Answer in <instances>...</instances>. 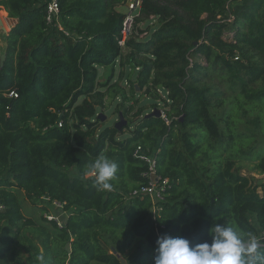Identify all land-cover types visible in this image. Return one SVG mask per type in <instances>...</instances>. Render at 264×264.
I'll use <instances>...</instances> for the list:
<instances>
[{
	"label": "trees",
	"instance_id": "trees-1",
	"mask_svg": "<svg viewBox=\"0 0 264 264\" xmlns=\"http://www.w3.org/2000/svg\"><path fill=\"white\" fill-rule=\"evenodd\" d=\"M59 2L62 28L47 23L45 0H0L17 19L4 36L7 56L0 65V261L40 264L43 253V264H122L118 253L137 241L143 250L135 264H154L164 234L201 243L210 240L214 220L254 235L263 230L264 182L238 164L256 160L264 174V155L258 160L264 153V62L256 57L264 61V0H142L138 15L152 16L155 27H133L126 55L118 42L126 12L118 7L127 0ZM118 61L119 80L111 84L112 72L99 85V69ZM133 72L140 88L153 78L166 89L165 117H146L156 106L134 110L118 91L124 77L133 81ZM202 74L226 80L233 96L224 97ZM98 85L122 98L118 115L130 122L140 117L131 133L98 118L89 99L103 95ZM13 90L18 96L5 95ZM223 103L228 113H215ZM241 109L257 111L245 119ZM243 123L257 132L245 135ZM139 144L157 155L159 172L170 179L155 219L151 198L131 195L145 183L147 165L134 156ZM101 154L118 164L111 190L98 191L94 178L84 175ZM24 197L57 200L69 215L62 224L44 215L37 221L25 214Z\"/></svg>",
	"mask_w": 264,
	"mask_h": 264
},
{
	"label": "rangeland",
	"instance_id": "rangeland-1",
	"mask_svg": "<svg viewBox=\"0 0 264 264\" xmlns=\"http://www.w3.org/2000/svg\"><path fill=\"white\" fill-rule=\"evenodd\" d=\"M118 9H120L123 12H129V8H128L127 4L119 6ZM137 17L140 19V21H137V19H136ZM137 17L135 18L134 29L145 28L146 26L149 25L151 27V29L148 32H150L155 27L156 22H155V19L152 18V16L150 18H144L143 16L138 15ZM6 19H9L8 13L3 7L0 6V20H2V22H0V44H3V41H4L3 35L8 33L10 30L5 25V24H8V22L5 21ZM9 20H11V19H9ZM3 21H5L4 22L5 24L3 23ZM13 24H14V21L11 20V25H13ZM232 34H233V31L230 29H227L225 31L226 37L231 36ZM145 35H146V32H143L140 34L141 37H143ZM128 52H129V48L124 47L123 53L126 55ZM4 53H6V52H4V47L0 46V57ZM196 57L199 61H201L203 63V65L207 64V61L205 60L204 57L200 56L199 54ZM256 57H258L261 62H264L259 56H256ZM193 58H195V57H193ZM120 68H121V66H120L119 61L117 62V64H115V66L111 65L107 68H105V67L100 68L99 69V77H98L99 82H98V84L103 85L101 83H104L105 81H107L108 77L112 74V72L114 73L113 74L114 76H113L111 84L114 82H117L119 80ZM127 70H128V68H127ZM105 72H106V74H105ZM131 75H132L131 78H133V81L125 79L126 77H124L122 79V81L119 83V85L121 84L120 87H118L119 92H123L125 95H127V99H129L127 101L128 105L134 103V105H135L134 110L137 109L138 107H140L141 105L145 106L147 112L152 111L154 106H156V108H158L159 110H162L164 108L166 95H167L166 89H163L162 84L160 82L154 80L153 78H151L150 81L148 82V84L144 88H140L139 87L140 81H139V79H137L138 73L133 72V73H131ZM204 75L205 74H202V78L205 79V81L207 83H209L213 89H217V90L222 91L224 97L229 98V97L233 96V92L226 87V80L225 81L221 80L220 77L214 76L215 74H211L208 77H206ZM99 85H98V89H100V91H101V93H103V95L94 94L93 96L89 97V99L92 100L95 104H97L98 111H100L101 113L106 115V117L102 121V123H104L107 126H114L116 121L119 118L118 111H117L116 107H117L118 102L122 98L119 96L114 97V91L109 90L107 92L108 87L105 88V87L99 86ZM134 87H135V89H134ZM136 98L138 99V102H136ZM99 100H101L102 103ZM227 109H229V107H225V103H223L222 105H215L214 112L217 114L223 115L224 113H228L226 111ZM255 111H257V110H255ZM255 111H247V113H246V112H243V110L241 109L240 112H241L242 116L246 119V118L250 117V115H252L250 112L254 113ZM137 120H140V117L133 118V121H131V122L129 121L128 124L126 125V127L123 128L124 129L123 133H125V135L128 133H131L132 130L135 129L136 124H137V123H135V121H137ZM249 124L250 123H243L241 125L242 131L244 132L245 135L253 134L250 131L251 129L254 132H257V129H255L253 125H249ZM196 131L199 132V130H196ZM205 134L208 136L207 133H205ZM195 139L196 138H194V140ZM202 139H204V141H205L207 139V137L202 136ZM259 144H261V143H258V145ZM263 155H264V153H260L258 160ZM255 156L257 157V155H255ZM256 163H257V161L253 160V159L240 160V162L238 164V168L243 174L248 175V176H253L257 182L259 179L264 178V174L258 173V171L255 168ZM259 191H262L261 187L259 188ZM55 202H57V201H53L52 203H50L45 198L44 199L40 198V199L31 200V199L24 197V202H23L24 212L27 216H31L37 221H40L42 215H44L48 218L50 217V219H57L59 224H62L63 219L66 218L67 215H69V211L64 213L63 209L60 207H57ZM63 206H64V204H63ZM230 225L235 226L232 223H230ZM36 242L38 243V239ZM136 242H134L127 249V251L125 252L124 255L118 253V255L120 257H123L125 260L128 259L129 263H131V264H135V259H136L135 256L137 255L139 250H143V247L140 248L138 243H136ZM71 248H72V245L70 243V249ZM24 255H27V253H24ZM128 261L126 264H128ZM0 264H18V263H13V262H10L7 260H2V261H0ZM45 264H51V263L46 262Z\"/></svg>",
	"mask_w": 264,
	"mask_h": 264
},
{
	"label": "clouds",
	"instance_id": "clouds-1",
	"mask_svg": "<svg viewBox=\"0 0 264 264\" xmlns=\"http://www.w3.org/2000/svg\"><path fill=\"white\" fill-rule=\"evenodd\" d=\"M117 172L118 164L101 154L87 163L84 175L93 177L97 190L104 191L112 189ZM209 236L210 240L193 244L186 237L161 235L154 264H264V241L253 233L214 220ZM40 260L43 264V253Z\"/></svg>",
	"mask_w": 264,
	"mask_h": 264
},
{
	"label": "built area",
	"instance_id": "built-area-1",
	"mask_svg": "<svg viewBox=\"0 0 264 264\" xmlns=\"http://www.w3.org/2000/svg\"><path fill=\"white\" fill-rule=\"evenodd\" d=\"M46 3V21L49 25L58 26L62 28L61 23V7L59 0H45ZM127 6L129 8V12H126V17L123 23V29L121 31V37L119 39V44L124 47L126 41L131 34L134 24L135 17L140 13V9L142 6V0H127ZM8 97H16L18 96L15 90L10 91L5 94ZM163 117L165 114L161 112ZM59 125H62V122H59ZM134 156L139 160L146 163L147 168L142 173L145 178V183L135 188L132 191V196H149L151 201L153 202V216L156 218L157 214L162 209L157 205V202L165 199L167 191L170 187V179L167 176H163L158 170V158L155 153L151 154L147 149L143 147V145L139 144L134 149ZM57 201V200H54ZM57 207H60L64 211L63 203L57 201L55 202ZM4 206L0 204V210L3 209ZM50 219V217H49ZM57 220V219H55ZM260 240L264 241V229L260 230L256 235Z\"/></svg>",
	"mask_w": 264,
	"mask_h": 264
},
{
	"label": "water",
	"instance_id": "water-1",
	"mask_svg": "<svg viewBox=\"0 0 264 264\" xmlns=\"http://www.w3.org/2000/svg\"><path fill=\"white\" fill-rule=\"evenodd\" d=\"M0 22H2V21L0 20ZM6 56H7L6 53H4V54L1 55V57H0V65H1V66L4 65V63H5V59H6ZM151 116H158V117H161V110H159L158 108H155L152 112L147 113V115H146V117H151ZM105 117H106V115L103 114V113H99V115H98V118H100L102 121L105 119ZM128 122H129V121H128V119L124 116L123 112L120 111V112H119V119L116 121L114 127H115L116 129H118V130H121V129H123L124 127H126V125L128 124ZM263 182H264V179H263V178H262V179H259V180L257 181L258 184H261V183H263ZM66 247H67L68 252H71V249H70V243H67ZM112 250H113V253H116V252H117V250H116L115 247H112ZM119 259H120V261H121L122 264H126V263H127V261H126L123 257H120V256H119ZM40 264H41V260H40Z\"/></svg>",
	"mask_w": 264,
	"mask_h": 264
},
{
	"label": "crops",
	"instance_id": "crops-1",
	"mask_svg": "<svg viewBox=\"0 0 264 264\" xmlns=\"http://www.w3.org/2000/svg\"><path fill=\"white\" fill-rule=\"evenodd\" d=\"M4 12H5V11H4ZM7 13H8V12H7ZM8 18L11 19L12 21H14V24L11 25L10 27H8L9 29H11V28L17 23V19H15V18H10L9 16H8ZM9 19H8V20H9ZM11 20H10V21H11ZM4 36H5V35H3V39H4ZM4 43H5V42L3 41V44H4ZM5 49H6V45L4 44V52H5ZM105 74H106V72H105Z\"/></svg>",
	"mask_w": 264,
	"mask_h": 264
}]
</instances>
